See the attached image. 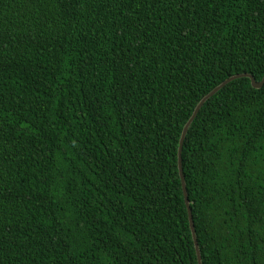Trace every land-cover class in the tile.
<instances>
[{"label":"trees","instance_id":"obj_1","mask_svg":"<svg viewBox=\"0 0 264 264\" xmlns=\"http://www.w3.org/2000/svg\"><path fill=\"white\" fill-rule=\"evenodd\" d=\"M264 74V0H0V264H199L182 127ZM181 167L201 264H264V83L231 80Z\"/></svg>","mask_w":264,"mask_h":264},{"label":"water","instance_id":"obj_2","mask_svg":"<svg viewBox=\"0 0 264 264\" xmlns=\"http://www.w3.org/2000/svg\"><path fill=\"white\" fill-rule=\"evenodd\" d=\"M240 77H248V78H250L251 85H252V87H255V88H260L263 85V83H264V74H263V77H262V79L260 81H256L254 79V77L252 75L248 74V73H239V74L230 75L229 77H227L226 79H224L223 81H221L218 85H216L215 87H213L208 93H206L204 96H202L199 99V101L195 105V107H194V109H193L190 117L184 123V125L182 127V131H181L180 139H179V145H178V168H179V175H180V178H181V184H182V189H183L185 204H186V208H187V212H188L189 225H190V229H191V232H192V237H193V241H194V245H195L197 260H198V263L199 264H201V257H200V252H199V248H198V243H197V240H196V235H195V230H194V226H193V219H192L191 209H190V206H189V200L187 198V192H186V188H185L184 176H183L182 167H181V148H182V142H183V139L185 137V134H186V131L188 129V126L190 125V123L194 119L197 111L202 106V104L208 98H210L214 93H216L220 88H222L225 84H227L228 82H230L233 79L240 78Z\"/></svg>","mask_w":264,"mask_h":264}]
</instances>
